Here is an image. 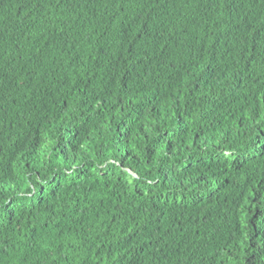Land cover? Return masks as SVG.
Returning a JSON list of instances; mask_svg holds the SVG:
<instances>
[{
    "label": "trees",
    "instance_id": "1",
    "mask_svg": "<svg viewBox=\"0 0 264 264\" xmlns=\"http://www.w3.org/2000/svg\"><path fill=\"white\" fill-rule=\"evenodd\" d=\"M0 264H264V0H0Z\"/></svg>",
    "mask_w": 264,
    "mask_h": 264
}]
</instances>
